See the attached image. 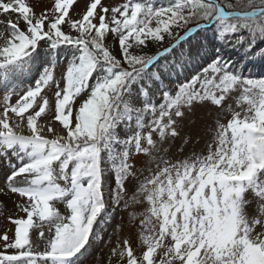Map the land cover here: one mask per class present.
<instances>
[{"label":"snow or ice","instance_id":"snow-or-ice-1","mask_svg":"<svg viewBox=\"0 0 264 264\" xmlns=\"http://www.w3.org/2000/svg\"><path fill=\"white\" fill-rule=\"evenodd\" d=\"M78 4L54 0L37 14L26 0H0V13L17 16L7 20L0 69L38 48L67 58L59 75L49 64L28 88L0 98V155L18 161L0 192L25 198L17 208L26 214L8 217L15 231L0 236V264H83L99 221L127 206L130 191L147 208L140 232L129 227L112 248L117 264H264V78L239 74L216 45L264 59V0H85L76 12ZM205 47L214 51L201 56ZM197 59L171 94L165 74ZM233 90L241 111L217 122L207 155H160L182 121L205 102L220 107ZM46 110L59 132L38 127ZM141 155L143 171L130 162Z\"/></svg>","mask_w":264,"mask_h":264},{"label":"rangeland","instance_id":"rangeland-1","mask_svg":"<svg viewBox=\"0 0 264 264\" xmlns=\"http://www.w3.org/2000/svg\"><path fill=\"white\" fill-rule=\"evenodd\" d=\"M154 6H161V5H169L175 3L176 0H150ZM259 0H256V2ZM102 2L116 6L120 5L121 0H102ZM82 3V0H80ZM227 3L235 4L236 0H227ZM234 10V9H233ZM247 59L250 57L246 56ZM201 60L197 59L194 60V65H196ZM248 64L245 63L243 68ZM184 67H180L178 70L174 71V78L170 79L166 83L169 85L168 89L172 90L171 94H175L176 86L174 82L176 80L181 81L183 79V75L185 73L182 72ZM240 74V71H238ZM165 85V84H164ZM240 96V92L237 90H233L231 93L227 94L225 100L233 101L237 100ZM208 104V107L205 109H197L194 114H191L187 119L181 122L178 132L179 135L176 138L169 139L165 144V149L167 150L166 153L168 156L172 158V160H184L192 158L196 155H207L208 151V144L212 142L213 136L215 135V129L217 122L226 124L232 117L233 110L235 106H233L232 112L227 114H221V110H214L213 105L211 102H205ZM47 114H42L41 118H46ZM40 120L38 118L37 123ZM47 127V126H46ZM45 127V128H46ZM57 129L59 132L61 127L51 126ZM42 134L46 136H50L47 131L42 132ZM2 162L6 165L8 164V160L3 155L0 156ZM143 162V163H142ZM147 163V159H141L142 166ZM143 171V168L140 169ZM25 198L19 197L17 194L11 193L9 197H5L0 195V210L1 213H5L7 211L12 210L11 217L12 218H26V214L22 211H19L17 205L22 204ZM60 211H65V207L63 205L57 206ZM143 207H131L126 206L125 204L121 205L115 212L113 220L109 223L108 229L105 231L104 235V242L103 246L97 250L91 258L84 264H117L116 257L112 254V248L116 245L117 241L127 237L128 230H124L121 233L118 232V225L121 224L122 219H126L129 223L135 227L137 233L140 232V222L135 221L137 219V215L139 211H145L142 209ZM45 231H47L45 229ZM9 237H11V230L7 233ZM2 236V235H0ZM33 240L39 241L40 247H43L44 241L40 240L38 232L36 230L33 231ZM137 247L140 246L139 238L136 239L134 242ZM3 249L2 241H0V250Z\"/></svg>","mask_w":264,"mask_h":264}]
</instances>
